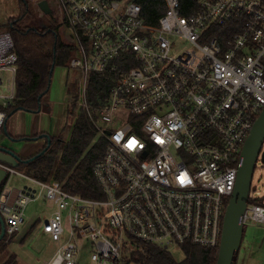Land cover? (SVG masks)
Wrapping results in <instances>:
<instances>
[{"label": "built area", "instance_id": "2783aa9c", "mask_svg": "<svg viewBox=\"0 0 264 264\" xmlns=\"http://www.w3.org/2000/svg\"><path fill=\"white\" fill-rule=\"evenodd\" d=\"M41 1L49 15L37 7ZM141 1L36 3L37 15L50 16L70 42L75 104L107 142L93 169L102 200L0 162L7 235L24 225L37 197L55 208L42 230L57 248L43 264H78L84 250L91 264H121L124 250L138 244L219 248L240 153L264 108V0H196L187 11L179 0H161L166 9L156 25L146 22ZM177 41L189 48L175 51ZM16 63L10 33L0 32V85L2 73L11 75L10 96L0 97V131ZM92 74H109L113 84L97 107L86 100ZM11 175L29 185L8 187ZM246 224L264 226V204L251 185Z\"/></svg>", "mask_w": 264, "mask_h": 264}, {"label": "trees", "instance_id": "16d2710c", "mask_svg": "<svg viewBox=\"0 0 264 264\" xmlns=\"http://www.w3.org/2000/svg\"><path fill=\"white\" fill-rule=\"evenodd\" d=\"M179 1L185 11L195 9L196 0ZM17 2V16L9 19L4 25V29L12 37L17 56L15 93L5 108L6 117L18 111L32 114L42 112L44 103L48 100L54 69L67 68L73 56V48L68 40H63L59 25L54 21H49L41 27L31 25L32 12H35L31 0ZM140 4L146 22L150 25H156L157 19L166 9L161 0H144ZM112 86L109 74H92L86 87L88 104L93 107L99 106V101L103 102ZM66 93L70 96L71 109L67 110L66 123L59 135L11 137L15 141L45 140L39 152L28 159L20 158L15 169L42 182L55 180L70 194L91 200H102L103 196L94 179L93 169L103 158L107 142L97 135L84 110L76 114L75 101L78 98L76 80L67 83ZM70 117L74 120L71 124L67 123ZM67 131H70L68 138L66 134L65 137L62 135ZM3 185L4 182L0 186V192ZM6 236L5 232L4 238ZM180 251L183 259L177 261L168 249L138 244L124 250L121 264H216L217 248L184 245ZM7 264H17L13 254L8 257Z\"/></svg>", "mask_w": 264, "mask_h": 264}, {"label": "rangeland", "instance_id": "374dc122", "mask_svg": "<svg viewBox=\"0 0 264 264\" xmlns=\"http://www.w3.org/2000/svg\"><path fill=\"white\" fill-rule=\"evenodd\" d=\"M38 0H31V4L34 7L32 12L31 25L36 24L37 26H44L49 21H52L50 16H38L36 13V3ZM17 7V11L12 17H9L5 22L3 17L9 11L14 12ZM18 12V2L17 0H10L8 4H4L3 0H0V32H6L4 25L9 19L17 16ZM60 34L63 40H67L65 34L60 30ZM185 48H189L182 41L174 42V49L177 52L182 51ZM65 70L62 68H55L50 90L48 94V99L51 104V111L49 114H39L34 116L32 113L18 111L10 117L6 118L5 124L0 133V139L3 144H6L13 135H26L30 132L32 128L38 126L44 131H47L49 135L54 134V132H59L66 122L65 115L57 116L60 110L62 113L65 110V105L67 102V96L64 88L60 83L64 80ZM71 78V73H69ZM2 84L0 85V97L10 96L9 86L7 85V74L2 73ZM69 107L71 106V100L69 99ZM1 103V100H0ZM76 105V104H75ZM71 109V108H70ZM80 111L76 106V114ZM68 123L74 120L68 118ZM119 124L115 125L117 129ZM66 130V129H65ZM70 133V131H69ZM69 133L62 134L66 138L69 137ZM12 136H11V135ZM261 151H264V141L262 144ZM29 185V183L17 175H11L7 180V186L10 188L19 189ZM251 196L253 198L259 199V202L264 204V162L261 161L260 156L257 157L254 170L251 178ZM54 211V206L51 202L44 201L41 197H37L35 200L27 204L24 215L26 221L22 225L17 233L7 235L0 242V264H7L8 257L10 255L15 256V261L17 264H43V261L50 259L55 250L56 244L50 240L48 235L43 233L42 225L48 220L51 213ZM38 220V221H37ZM34 222H37L36 226L33 227ZM169 251L174 255L177 261L183 259V255L180 250ZM78 264H91L88 258V252L84 250L77 261ZM134 264V263H129ZM235 264H264V228L258 227L253 224H246L243 226V235L240 244V249L236 258Z\"/></svg>", "mask_w": 264, "mask_h": 264}, {"label": "water", "instance_id": "95a60500", "mask_svg": "<svg viewBox=\"0 0 264 264\" xmlns=\"http://www.w3.org/2000/svg\"><path fill=\"white\" fill-rule=\"evenodd\" d=\"M37 7L45 14L49 15L50 10L45 1L37 4ZM264 141V108L259 117L254 122L252 129L244 142L240 153V166L238 168L236 183L228 201L223 218L222 233L216 264H235L240 249L243 235L242 216L247 203L252 173L258 157L260 148ZM260 159L264 162V153ZM20 158L14 153L0 148V162L10 165L13 168L18 166ZM6 173L0 170V186L5 179ZM258 227L264 228L262 224ZM5 236L4 223L0 217V242Z\"/></svg>", "mask_w": 264, "mask_h": 264}, {"label": "crops", "instance_id": "0c3cea01", "mask_svg": "<svg viewBox=\"0 0 264 264\" xmlns=\"http://www.w3.org/2000/svg\"><path fill=\"white\" fill-rule=\"evenodd\" d=\"M3 2H4V4L6 5V4H8L9 2H10V0H3ZM11 10H14V12L13 13H11L12 11H9V13H7V14H5L4 15V17H3V20H4V22L9 18V17H12V15H14L15 13H16V11H17V7H15L14 6V9L13 8H11ZM17 14H18V12H17ZM1 25V24H0ZM59 68H62V67H59ZM62 69H64L66 72H65V77H64V80L60 83V85L64 88V90H65V93H66V86H67V83H69V82H72V81H75V77H76V73L75 72H73V71H70V70H68L67 68H62ZM69 73H71V78H70V76H69V79H67L68 78V75H69ZM7 74V85L9 86V88L11 87V84L10 83H8L9 81H11V75L10 74H8V73H6ZM14 76H15V74H14ZM14 76H13V88H12V94H13V97H14V93H15V88H14ZM2 82H3V80H2ZM9 90V89H8ZM10 92H11V89L9 90ZM66 96H67V102H66V105H65V110H64V112L62 113V109L60 110V112H61V114L59 113L57 116H61V115H65V119H66V117H67V110H69L70 108H71V106H70V108H68L69 107V104H70V102H69V99H70V96L69 95H67V93H66ZM50 111H51V104H50V102H49V99L44 103V106H43V111L42 112H40V113H38V114H33L34 116H36L37 117V115H39V114H49L50 113ZM15 114V113H14ZM10 117V116H9ZM8 118V117H7ZM69 120V119H68ZM64 123H66V122H64ZM67 123H68V121H67ZM4 124H5V122H4ZM65 125V124H64ZM4 126V125H3ZM2 129H3V127H2ZM2 131V130H1ZM61 133V131H59V132H54V134H52V135H49L48 134V132L47 131H44V129H41V128H39L38 126H35L34 128H32L31 130H30V132L29 133H27L26 135H24L25 136V138H31V137H33V136H35V135H39V134H44V135H46V136H51V137H53V136H57V135H59ZM67 133H69V131H67ZM66 133V134H67ZM0 135H2L1 133H0ZM11 135V134H10ZM12 136V135H11ZM14 137H23V135H13ZM44 144H45V140L44 139H35V140H32V141H15V140H9L6 144H3L2 143V141H1V139H0V148H3V149H6V150H8V151H10V152H12V153H14L16 156H18L19 158H22V159H28V158H31V157H33L37 152H39L41 149H42V147L44 146ZM15 169V168H14ZM5 181V179L3 180V182ZM54 211H55V208H54ZM53 211V212H54ZM52 212V213H53ZM52 213H51V215H52ZM50 215V216H51ZM49 216V217H50ZM25 221H26V218H25ZM38 221V220H37ZM36 224H37V222H34V224H33V227L34 226H36ZM44 233V232H43ZM47 235V234H46ZM56 244V243H55ZM56 248H57V244H56V247H55V250H56ZM55 250H54V252H55ZM54 252H53V254H54ZM52 257V256H51ZM50 257V258H51ZM48 260V259H47ZM47 260H45V261H47ZM44 262V261H43Z\"/></svg>", "mask_w": 264, "mask_h": 264}]
</instances>
